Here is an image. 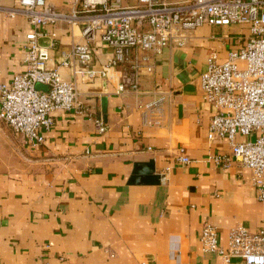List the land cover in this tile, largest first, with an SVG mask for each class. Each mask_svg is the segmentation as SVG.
<instances>
[{
  "label": "crops",
  "instance_id": "obj_1",
  "mask_svg": "<svg viewBox=\"0 0 264 264\" xmlns=\"http://www.w3.org/2000/svg\"><path fill=\"white\" fill-rule=\"evenodd\" d=\"M55 2L66 10L64 0ZM32 30L22 17L0 15V83L25 72V37ZM38 30L48 35L40 40L49 48L47 68L69 78L72 67L60 66V52L85 41L81 27L61 22ZM248 34L244 26L203 25L187 34L183 47L148 53L154 68L139 78L138 92L117 94L115 80L79 82L78 109L52 112L53 126L36 147L0 121V264H222L202 251L205 224L216 229L222 249L234 227H263L264 202L250 171L233 159L226 140L207 139L216 110L200 88L209 56L225 61ZM90 46L88 68L99 69L113 51L99 35ZM159 96L160 115L144 117L138 106ZM179 148L189 164L178 162ZM214 156L227 158L228 166ZM151 161L160 184L130 183L134 166Z\"/></svg>",
  "mask_w": 264,
  "mask_h": 264
},
{
  "label": "built area",
  "instance_id": "obj_2",
  "mask_svg": "<svg viewBox=\"0 0 264 264\" xmlns=\"http://www.w3.org/2000/svg\"><path fill=\"white\" fill-rule=\"evenodd\" d=\"M64 3L66 10L60 9L55 0H12L9 6L0 5V15L9 19L22 17L33 27L25 37V72L9 83H0L1 122L28 145L36 147L43 144L44 133L53 126L52 112L78 109L79 82L115 80L117 94L138 92L139 78L152 73L154 68L148 53L159 55L168 47H183L187 34L203 25L244 26L249 32L244 47L230 52L223 62L210 55L206 70L200 75V88L203 100L216 110L209 122L207 139L228 142L233 159L250 171L257 200L264 202V0L175 3L134 0V4H126L124 0H64ZM61 22L71 29L81 27L85 40L60 52L63 58L60 66L72 67L67 79L57 68H47L50 52L40 40L48 35L38 30ZM98 35L113 54L99 69L88 68L93 59L90 44ZM49 37L54 39L56 35ZM76 63L82 69H77ZM163 101L159 96L138 108L143 109L144 117L152 113L160 115ZM94 124L98 133H105L102 120H95ZM237 136L245 140L238 142ZM178 153L180 164L190 163L183 148ZM213 160L223 166L229 163L223 156H214ZM199 242L204 253L218 255L222 264H264V226L256 231L234 227L229 231L226 248L222 249L218 246L216 229L205 224ZM177 250V244L173 243L172 252Z\"/></svg>",
  "mask_w": 264,
  "mask_h": 264
},
{
  "label": "water",
  "instance_id": "obj_3",
  "mask_svg": "<svg viewBox=\"0 0 264 264\" xmlns=\"http://www.w3.org/2000/svg\"><path fill=\"white\" fill-rule=\"evenodd\" d=\"M37 89L44 90V87L37 86ZM160 176L155 174L154 163L151 161L146 165H135L130 179L132 182H141L144 185H158L160 184Z\"/></svg>",
  "mask_w": 264,
  "mask_h": 264
},
{
  "label": "rangeland",
  "instance_id": "obj_4",
  "mask_svg": "<svg viewBox=\"0 0 264 264\" xmlns=\"http://www.w3.org/2000/svg\"><path fill=\"white\" fill-rule=\"evenodd\" d=\"M125 2H126V4H127V2L129 3V2H132L131 0H124Z\"/></svg>",
  "mask_w": 264,
  "mask_h": 264
}]
</instances>
